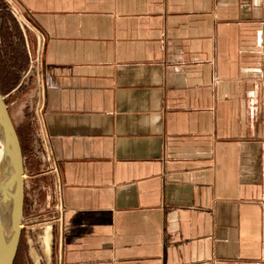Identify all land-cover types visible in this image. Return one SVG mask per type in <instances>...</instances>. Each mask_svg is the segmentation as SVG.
<instances>
[{
  "label": "crops",
  "instance_id": "obj_1",
  "mask_svg": "<svg viewBox=\"0 0 264 264\" xmlns=\"http://www.w3.org/2000/svg\"><path fill=\"white\" fill-rule=\"evenodd\" d=\"M12 2L0 51L19 73L15 4L39 90L25 205L57 197L56 264H264V0Z\"/></svg>",
  "mask_w": 264,
  "mask_h": 264
},
{
  "label": "rangeland",
  "instance_id": "obj_2",
  "mask_svg": "<svg viewBox=\"0 0 264 264\" xmlns=\"http://www.w3.org/2000/svg\"><path fill=\"white\" fill-rule=\"evenodd\" d=\"M1 17L3 18L1 22L6 24L3 32L6 38L12 41L10 45L13 50L12 56L14 60L12 59V63L17 65L14 69L16 71L20 70V72L11 73V60L8 61V58H4L0 51V90L6 95V102L23 142L25 159V154H28L30 150L28 142L36 124V104L39 93L35 64L31 62V59L34 58V53L32 50L31 58L28 46H22L19 37L21 27L17 19L15 17L10 18L7 14ZM30 66H32V71L28 73ZM14 78H19L22 84L16 90L10 92L7 87H4L3 80L7 79L9 81V79L13 80ZM39 199L40 202L36 205H33L29 200L26 202L21 241L14 264H56L57 262L55 234L56 215L59 211L57 197L52 192L46 198V201H44L42 194ZM51 232L53 235L52 260L48 261L44 250V240L45 236L51 235Z\"/></svg>",
  "mask_w": 264,
  "mask_h": 264
},
{
  "label": "water",
  "instance_id": "obj_3",
  "mask_svg": "<svg viewBox=\"0 0 264 264\" xmlns=\"http://www.w3.org/2000/svg\"><path fill=\"white\" fill-rule=\"evenodd\" d=\"M25 191L22 141L6 95L0 90V264H14L17 257L24 222ZM47 258L52 260V249Z\"/></svg>",
  "mask_w": 264,
  "mask_h": 264
},
{
  "label": "built area",
  "instance_id": "obj_4",
  "mask_svg": "<svg viewBox=\"0 0 264 264\" xmlns=\"http://www.w3.org/2000/svg\"><path fill=\"white\" fill-rule=\"evenodd\" d=\"M9 1L12 2V0H9ZM11 12L14 15V17L17 19V21L20 24L21 28L24 30L25 19H24L23 15H22V12L17 7V5H15V4L12 5Z\"/></svg>",
  "mask_w": 264,
  "mask_h": 264
},
{
  "label": "bare ground",
  "instance_id": "obj_5",
  "mask_svg": "<svg viewBox=\"0 0 264 264\" xmlns=\"http://www.w3.org/2000/svg\"><path fill=\"white\" fill-rule=\"evenodd\" d=\"M45 254L47 255V257H50L51 255V249H52V243H53V237L50 235L45 236Z\"/></svg>",
  "mask_w": 264,
  "mask_h": 264
},
{
  "label": "trees",
  "instance_id": "obj_6",
  "mask_svg": "<svg viewBox=\"0 0 264 264\" xmlns=\"http://www.w3.org/2000/svg\"><path fill=\"white\" fill-rule=\"evenodd\" d=\"M20 135V134H19Z\"/></svg>",
  "mask_w": 264,
  "mask_h": 264
}]
</instances>
